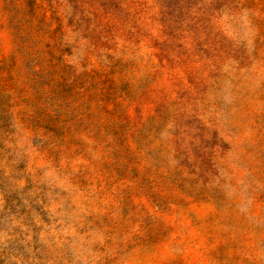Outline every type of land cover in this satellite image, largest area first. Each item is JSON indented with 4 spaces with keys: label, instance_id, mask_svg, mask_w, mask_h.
Here are the masks:
<instances>
[{
    "label": "rangeland",
    "instance_id": "obj_1",
    "mask_svg": "<svg viewBox=\"0 0 264 264\" xmlns=\"http://www.w3.org/2000/svg\"><path fill=\"white\" fill-rule=\"evenodd\" d=\"M0 264H264V0H0Z\"/></svg>",
    "mask_w": 264,
    "mask_h": 264
}]
</instances>
